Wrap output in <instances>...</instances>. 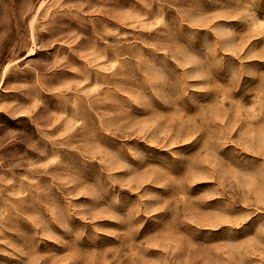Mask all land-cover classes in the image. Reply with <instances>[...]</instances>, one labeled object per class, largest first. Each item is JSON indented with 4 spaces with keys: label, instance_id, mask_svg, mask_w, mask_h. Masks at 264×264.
<instances>
[{
    "label": "rangeland",
    "instance_id": "obj_1",
    "mask_svg": "<svg viewBox=\"0 0 264 264\" xmlns=\"http://www.w3.org/2000/svg\"><path fill=\"white\" fill-rule=\"evenodd\" d=\"M0 264H264V0H0Z\"/></svg>",
    "mask_w": 264,
    "mask_h": 264
}]
</instances>
